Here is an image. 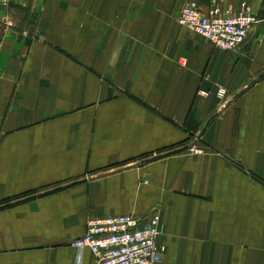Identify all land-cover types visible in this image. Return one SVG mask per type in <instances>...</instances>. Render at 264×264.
Segmentation results:
<instances>
[{
  "label": "crops",
  "instance_id": "obj_1",
  "mask_svg": "<svg viewBox=\"0 0 264 264\" xmlns=\"http://www.w3.org/2000/svg\"><path fill=\"white\" fill-rule=\"evenodd\" d=\"M190 2L245 3L244 43ZM156 209L161 264H264V0L0 4V264H94L88 218Z\"/></svg>",
  "mask_w": 264,
  "mask_h": 264
},
{
  "label": "built area",
  "instance_id": "obj_2",
  "mask_svg": "<svg viewBox=\"0 0 264 264\" xmlns=\"http://www.w3.org/2000/svg\"><path fill=\"white\" fill-rule=\"evenodd\" d=\"M9 0H0L6 5ZM242 3L241 11L234 14L221 13L212 7L203 13L196 3L184 5L178 14V23L198 36L210 40L214 47L222 50L238 49L245 41L248 28L254 17ZM226 91L219 88L218 97ZM190 152L202 150L191 147ZM162 220L158 209L142 217L131 214H113L90 217L86 221L83 235L71 241L79 259L83 249H88L94 264H161L165 245L158 241Z\"/></svg>",
  "mask_w": 264,
  "mask_h": 264
}]
</instances>
